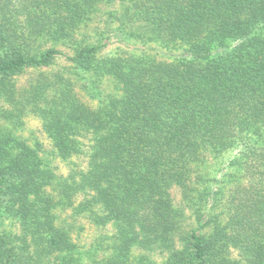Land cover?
Masks as SVG:
<instances>
[{"label":"trees","instance_id":"16d2710c","mask_svg":"<svg viewBox=\"0 0 264 264\" xmlns=\"http://www.w3.org/2000/svg\"><path fill=\"white\" fill-rule=\"evenodd\" d=\"M116 1L128 3L126 24L142 41L183 54L175 62L112 58L101 69L118 95L93 108L66 85L42 110L63 157L79 150L83 132L95 134L86 184L104 210L99 220L111 221L118 235L115 257L103 264H127L139 243L167 249L166 264H235L225 257L228 246L247 264H264V0H0V96L10 92L7 78L58 56L92 70L101 40L78 42L71 55L35 53L33 44L74 39L101 4ZM237 144L248 181L236 189L227 222L185 235L175 249L171 187L186 192L203 150ZM40 163L34 150L0 132V264H49L50 256L52 264H82L56 224V201L45 189L52 174ZM7 218L18 233L3 227Z\"/></svg>","mask_w":264,"mask_h":264},{"label":"rangeland","instance_id":"374dc122","mask_svg":"<svg viewBox=\"0 0 264 264\" xmlns=\"http://www.w3.org/2000/svg\"><path fill=\"white\" fill-rule=\"evenodd\" d=\"M127 4L121 1L101 4L74 39L57 41L46 37L33 44L35 53L55 48L71 55L78 42L101 40L104 46L98 51L92 70L77 68L64 56H58L48 66L28 67L7 78L10 92L0 96V132L34 150L40 165L51 172L50 184L45 189L56 201V224L75 244L74 255L81 258L82 264H103L115 257L118 243L117 228L111 221L99 220L104 210L94 204L93 192L86 184L95 134L83 132L77 138L79 150L63 157L44 128L42 110L66 85L80 101L93 108L118 95L116 84L101 69L112 58L178 61L183 54L178 46L142 41L137 31L128 28L124 9ZM4 112L9 116L5 117ZM241 150L239 144L218 152L203 150L201 159L191 166L186 192L178 186L171 187L172 204L179 213L178 228L172 238L175 249L183 246L185 235L192 232L206 235L215 224L227 222L236 189L248 181L237 164ZM3 227L12 233L19 232V224L11 218L5 219ZM54 257L50 256L46 262L52 264ZM127 257V264H166L168 251L161 246L139 243L131 247ZM225 257L235 264H247L232 246L226 248Z\"/></svg>","mask_w":264,"mask_h":264}]
</instances>
